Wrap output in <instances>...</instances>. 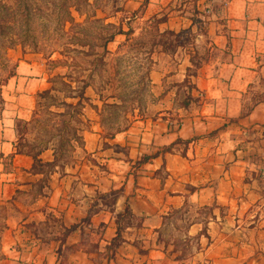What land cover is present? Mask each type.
Listing matches in <instances>:
<instances>
[{
	"label": "crops",
	"instance_id": "obj_1",
	"mask_svg": "<svg viewBox=\"0 0 264 264\" xmlns=\"http://www.w3.org/2000/svg\"><path fill=\"white\" fill-rule=\"evenodd\" d=\"M120 12L133 36L205 25L195 43L210 54L194 67L197 46L156 51L153 86H192L178 120L111 136L90 123L68 160L19 151L50 87L39 62L19 61L1 91L0 264H264V0H123Z\"/></svg>",
	"mask_w": 264,
	"mask_h": 264
},
{
	"label": "rangeland",
	"instance_id": "obj_2",
	"mask_svg": "<svg viewBox=\"0 0 264 264\" xmlns=\"http://www.w3.org/2000/svg\"><path fill=\"white\" fill-rule=\"evenodd\" d=\"M88 2L76 10L74 0H0V108L2 87L21 60L39 62L50 86L38 95L32 121L19 126L18 145L24 151L50 147L68 160L74 146H82L79 133L90 123L111 136L137 120L177 121L185 106L192 89L187 82L182 86L167 78L164 86L151 84L152 54L196 52L195 39L206 35V26L169 35L144 24L133 36V20L124 21L120 12L123 0ZM114 34L105 53L104 44ZM198 49L197 56L192 54L194 67L210 54L205 46Z\"/></svg>",
	"mask_w": 264,
	"mask_h": 264
},
{
	"label": "trees",
	"instance_id": "obj_3",
	"mask_svg": "<svg viewBox=\"0 0 264 264\" xmlns=\"http://www.w3.org/2000/svg\"><path fill=\"white\" fill-rule=\"evenodd\" d=\"M80 4H82V5H89V6H90L88 0H74V6H72V7H76V10H77V7H78ZM123 33H124V32L120 31V32H118L117 34H123ZM165 34L174 35L173 33H170V32H168V33L166 32ZM114 36H115V34L112 35L111 37H109V38L106 40V42H105V44H104V46H105V53H106V51H107V50H106V45L114 40ZM102 55H103V54H102ZM78 106H79V103H78ZM19 151H20V153H25V154H27V155H29V156H32L34 159H37V156L41 153V150H39L38 152L34 153V152H32V151H24L22 148H20ZM144 161H145V159H144ZM0 211H1V213H2V214L0 215V234H1V233L3 232V230L6 229V220H7V216H6V208H5L4 206H2L1 204H0ZM116 242H117V241H116ZM0 255H1V254H0Z\"/></svg>",
	"mask_w": 264,
	"mask_h": 264
},
{
	"label": "built area",
	"instance_id": "obj_4",
	"mask_svg": "<svg viewBox=\"0 0 264 264\" xmlns=\"http://www.w3.org/2000/svg\"><path fill=\"white\" fill-rule=\"evenodd\" d=\"M261 178L264 180V164L262 165V168L260 170Z\"/></svg>",
	"mask_w": 264,
	"mask_h": 264
}]
</instances>
